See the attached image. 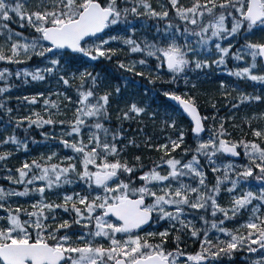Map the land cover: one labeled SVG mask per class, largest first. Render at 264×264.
Wrapping results in <instances>:
<instances>
[{
  "label": "snow or ice",
  "instance_id": "1",
  "mask_svg": "<svg viewBox=\"0 0 264 264\" xmlns=\"http://www.w3.org/2000/svg\"><path fill=\"white\" fill-rule=\"evenodd\" d=\"M123 2H133L136 6L121 7L119 0H36L35 10H29L28 0H0V36L6 37L11 53L6 55L0 46V61L20 64L26 62L18 58L21 52L30 60L33 55L47 57L49 53L65 49L92 60L99 57L111 58V54H115L114 50L105 49L104 45L117 37L104 39L99 36L100 33L118 25L122 19L126 22L129 14L147 15L161 20L169 17L167 7L162 6L163 10L157 11L149 0ZM167 3L180 21L192 27H174L169 23L162 34L167 41L165 46H159L147 38L141 43L132 38L125 39L123 43L130 46L132 53L154 57L159 61L157 68L166 66L169 72L177 75L188 70H202L212 64L226 66L227 60L231 58L237 62H245L246 66L229 71V75L264 83V42L249 39V35L257 29L264 32V0H191L190 6H184L181 0H167ZM139 7L144 11L140 12ZM13 15L19 18L20 27H28L37 35L28 37L11 29L9 22L13 20ZM238 35L243 36L244 43L236 47L231 40ZM93 37L99 39V44L86 46L89 38ZM181 38L182 43L179 42ZM225 40L229 41L227 46L222 44ZM210 42L217 54V58L211 62L200 58L203 53L211 52ZM48 62L51 67L38 68L34 72L25 69L15 75L44 80L43 73L52 74L58 70L60 59L52 58ZM138 62L144 65L147 60L140 59ZM134 64L135 62L133 67ZM120 67L126 66L121 63ZM257 69H260L259 74ZM128 70L133 69L129 67ZM10 75L12 73L7 68L0 69V80H6ZM175 78L174 75L173 80ZM59 79L65 86H70L69 79L64 75H60ZM80 79L75 102L66 93H54L63 96L69 103H75L73 119L55 120L52 118L54 114L44 118L39 112H35V119L28 116L17 122V127L24 120L29 127L59 124L62 126L59 143L76 155L65 157L60 163L26 161L15 170L18 173L16 177L11 174L6 177L12 184L24 185V188L16 191L0 187V211L7 213L6 216H0V221H3L0 225V264H181V257H186L185 264L187 261L210 264L211 260L221 255L231 256L233 252L241 250L259 254L251 264H264V130L253 129L252 134L261 138L260 143L231 141L225 138L230 134L222 122L219 129L206 141L202 140L200 135L205 131L203 120L208 117L199 115L191 97L182 98L180 95L165 93L177 101L194 122L192 132L197 138L196 147L182 149L184 156L192 153L191 159L186 162L172 156L171 153L184 143V134L181 132L176 140L170 139L168 144L157 146V150L162 151L164 156L144 171L143 164L130 166L127 161L120 159L123 149L118 147V143L123 135L119 131L113 132L105 125V121L110 118V93L96 94V78L91 73H81ZM88 80L92 82L91 87L86 86ZM221 87H224L223 83ZM8 90V87H0V94ZM116 91L119 92V88ZM25 99L31 104L37 103L36 97ZM260 99L259 96L244 94L239 97L240 104ZM43 103L45 112H48L49 107L59 110L60 106L56 101L45 98ZM240 104H232L231 107L236 109ZM0 108H4L3 103H0ZM7 111L11 113L10 108ZM142 112L143 108L132 104L123 113V118L129 119L130 114L139 115ZM85 129H88L86 134ZM44 135L48 136L47 133ZM52 138L55 139V136ZM9 143L19 146L21 141L15 135L0 140V144ZM24 147L27 148L26 143ZM240 148L243 149L248 164L238 167L230 162L223 165V177L217 176L215 183L209 187L200 158L204 157L211 166V171L217 173L221 171V166L216 164V158L223 155L239 157L241 152L237 149ZM10 155V152L0 154V161L7 160ZM55 156L56 153H52L46 158L41 157V160L51 161ZM135 159L140 161L139 156ZM73 161L79 162V169ZM165 165L167 171L164 170ZM230 172L234 173L235 179L230 177ZM70 174H75L88 189L99 191L91 196L64 194L61 203L47 201L44 195L46 191L74 183L69 178ZM184 177L195 179L196 185L185 183ZM250 178L262 185L258 191L241 187ZM225 182H230L231 185L225 191L232 194L230 207L227 208L217 200L221 185ZM29 185L33 187L29 188ZM33 194L40 199L31 205V211L6 206L9 197ZM186 208L205 212L210 210L212 217H217L219 213L223 218L209 221L201 216L206 227L198 229L192 220L185 218ZM57 209L74 215L70 220L59 222L55 214ZM242 210L250 212L248 220L241 225V228L247 230L246 235L239 234V229L234 233L223 227L226 220L236 219ZM154 217L157 221H169L171 228L178 233L187 231L193 238H200L202 235L201 251L186 255L179 246L180 235L174 237L175 249L167 250L165 245L171 235L168 229L141 235L140 232ZM209 224L210 227H207ZM73 225L84 230L76 234L75 241L67 231ZM211 230L223 233L229 239L220 240L217 237L214 242L209 236ZM157 236L160 238L159 243H151L150 240ZM96 238L106 240L107 246L96 244ZM213 248L216 250L213 251Z\"/></svg>",
  "mask_w": 264,
  "mask_h": 264
},
{
  "label": "trees",
  "instance_id": "2",
  "mask_svg": "<svg viewBox=\"0 0 264 264\" xmlns=\"http://www.w3.org/2000/svg\"><path fill=\"white\" fill-rule=\"evenodd\" d=\"M166 5L169 10V17L167 19H158L149 16H145L149 20L150 24H154L160 29V32H155L152 26L144 27L145 34L153 41H158V35L163 34V28L167 27L171 23L174 27L179 26L181 28L191 25H185V22L180 21L175 16L167 0ZM152 6H155L156 0H149ZM187 2V3H185ZM121 7H133L136 6L133 2L125 4L123 0H119ZM184 6H190L191 0H181ZM142 7L138 10L142 12ZM134 16L129 14L126 22L122 21L116 25L110 27L106 33L101 35L104 39H109L112 36L117 37L116 40H110V43L104 45L105 49L114 50L115 54H111V58L99 57L96 60L85 57L82 54L73 55L71 53H49L47 57H40L33 55L30 60H25V63L15 64L0 61V69L7 68L12 75L8 76L6 80H0V87H8L9 90L3 94H0V103L4 104V108H0V140L6 139L9 136L15 135L17 140L21 141L20 145L16 144H0V154L10 152L11 155L7 160L0 161V174L4 171L16 172L15 170L22 166L24 162H31L33 160H40L44 163H57L56 160L46 161L41 160V157L46 158V151L58 150L62 151L64 155L74 156L76 155L70 149H66L59 143L60 131L62 126L59 124L55 126L45 125L43 127L28 126V122L24 120L19 127L17 122L22 120L27 115L30 109L34 106L36 110L33 112H39L44 118H48L50 112L41 110L43 101L47 94L51 93V90L58 88L65 91L66 94L72 99L73 102L77 100V88L81 83V73H91L96 78L95 92L97 95H103L110 93L108 113L109 120L105 121L106 127H109L113 132L119 131L123 135V139L119 141L118 147L123 151L120 154L122 161H127L128 164L137 165L143 164L144 171H147L153 166V162H159L160 158L164 156L162 151L157 150V146L165 144L170 139L176 140L181 132L184 134V143L181 148L172 152L171 155L177 159H183L185 162L191 158V154L187 156L183 155V148L189 146L191 137L194 136L192 132V124L175 108L167 99L165 93L178 94L182 98L191 97L194 104L198 106L201 114L204 117H208L205 120L206 133L212 134L219 129L220 124L223 122L224 128L230 135L226 136L231 141H256L261 142V139H255L251 135V130H246V123L244 121L237 120L243 113H251L254 110H261L264 106L263 89L264 84L253 82L247 79H240L228 74L229 71H235L238 68H242L245 62H238L237 65H232L231 58L227 60L226 66H217L212 64L211 67L204 68L202 70H188L183 74H173L169 72L165 66L157 68L159 61L154 57H146L144 53L131 54L129 45L123 43L125 36H132L136 40V33L131 34L129 27H131V21L134 20ZM17 23V24H16ZM26 24V21H25ZM9 27L14 31H18L24 34V36L37 35L32 29L28 27H20V21L18 17L13 15V20L9 22ZM98 39V38H95ZM93 39V40H95ZM249 39L253 42H264V32L259 29L249 35ZM235 46L239 47L244 43L242 35L235 37ZM92 41V40H91ZM182 42V38L180 39ZM227 42V41H225ZM118 46L124 48V52L118 50ZM5 54L8 55L6 49ZM235 51V47L233 48ZM128 57H132L137 62L140 59H146L147 63L144 65L137 63L138 66L133 67L132 71H129V64H127ZM60 59V65L56 72L52 74L43 73L44 80H32L31 76L17 77L16 72H23L27 69L29 72H34L36 69L43 67H51L49 59ZM211 59H208L211 62ZM123 63L126 67L121 68L120 64ZM141 73L142 75H138ZM73 76H70V75ZM60 75H64L69 79L70 86H65L59 79ZM176 76L173 80V76ZM187 81V82H186ZM227 81L228 83L234 82L235 85L244 88L246 92L254 96L261 97L260 100H251L240 104V100L230 93L226 96L220 92L221 83ZM91 80L87 81V87H91ZM119 88V92L116 89ZM40 94H43L42 96ZM249 95V96H250ZM25 97L31 99L37 98V103L31 104ZM136 104L138 107L144 109V112L139 115L130 114L131 118L124 119L123 113L126 112L129 107L122 108V105ZM232 104H240L239 108L233 109ZM215 105V107H213ZM11 109V113L7 110ZM32 113V116H33ZM62 113V112H61ZM235 117L234 122L239 121V127L233 126V121H230V117ZM215 117V119H213ZM55 120H71L73 119V112L66 110L62 114H54L52 116ZM35 119V116H33ZM174 124V126H173ZM66 128V126H65ZM85 129L84 131H86ZM246 130V131H245ZM47 133L46 137L44 134ZM86 134V133H85ZM55 136V139L52 137ZM67 139V138H66ZM86 139V136H85ZM132 141L133 143H129ZM27 144L25 149L24 144ZM139 145V147H137ZM264 146V144H262ZM242 150V148L240 149ZM140 157V161H136V157ZM24 161V162H23ZM77 168L80 165L78 161ZM66 166V165H65ZM136 174H134L135 176ZM211 175V174H210ZM209 175V176H210ZM1 176V175H0ZM212 176V175H211ZM70 179L74 180V183L70 185H63L59 188H54L51 191H46L45 194L51 195L55 200V203H61L63 193L73 194L80 193L82 195H95L99 189H88L84 182L80 181L75 174H70ZM137 180V185H139ZM8 185V182L0 178V186ZM9 186L16 191L23 190L24 185L9 183ZM32 187V185H29ZM8 187V186H7ZM9 188V187H8ZM40 199L36 194L18 197H9L6 201V206L12 208L21 207L30 210L28 201ZM0 214H5L4 211H0ZM58 217V221L70 220L74 214L65 213L61 209H57L55 213ZM208 220L211 218L208 216ZM3 222V221H2ZM166 223V221H164ZM167 228L171 235L168 237V243L165 245L167 250H174L176 243L174 242L173 234L174 229L171 225L167 224L160 226L157 229V233ZM79 226L73 225L68 229L69 234H77L81 231ZM181 241L179 246L185 254H189V250L192 249L191 243L187 242L188 233L186 231L180 232ZM74 236V235H73ZM160 238L157 236L155 239L150 240L151 243H159ZM235 255H225L223 263L221 264H248L245 261L238 260L235 262Z\"/></svg>",
  "mask_w": 264,
  "mask_h": 264
},
{
  "label": "rangeland",
  "instance_id": "3",
  "mask_svg": "<svg viewBox=\"0 0 264 264\" xmlns=\"http://www.w3.org/2000/svg\"><path fill=\"white\" fill-rule=\"evenodd\" d=\"M35 3H36V0H28L29 10H35ZM185 3H187V2H185ZM162 6L167 7L166 1L165 0H156L155 6H153V8H155L157 11H162L163 10V7ZM140 9H142V12L144 11L143 8H140ZM130 26L131 27L128 28L129 29V32L131 34L136 33V37H137L136 38V41L138 43H141L145 38H147L149 41L155 42V41H153L151 38H149L145 34V32H144V30L142 28H143V26L144 27L152 26L153 27V30L155 32L157 31L158 28L153 23L150 24L149 20L146 19L144 15H139V16L136 15V17L134 16V20L131 21V25ZM166 28L167 27H164L163 28V32H164V30ZM16 32H18V31H16ZM128 38H132L133 39L132 36H125L124 40L125 39H128ZM225 41H227V42H225ZM225 41H223L222 44L224 46H227V44L229 43V41L228 40H225ZM231 42L235 45V40H231ZM155 43H158L159 46H165V44L167 43V41L164 39L163 35H160L159 34L158 35V41L155 42ZM93 44H99V39H95V40L89 41L88 42V45H86V46H92ZM0 46H2L3 49H6V51L8 52V55H11L10 51L8 50L9 49V42H6V37L0 36ZM209 47L212 49L211 52L210 53H207V52L203 53V55L200 57L201 59H211V58L216 59L217 58V54L215 52V49H214V46H213L212 42H210ZM117 48H118V50L124 52V48L122 46H118ZM131 54H133V53L131 52ZM18 58L21 59V60H27L26 57L24 56V54L22 52H21V55ZM133 62H135L134 68L136 66H138V64H137L138 62L135 59H133L132 57H128L126 63L130 65L129 67H132L133 68ZM231 63H232V65L235 66V65H237L238 62L231 59ZM244 66H246L245 63L242 65V67H244ZM44 68H46V67H43L41 69H44ZM237 69H239L238 66H237ZM256 72L259 74L260 73V69H257ZM70 76H73V75L71 74ZM222 83L224 84V87H220V92L223 95H226V96L228 95L229 96L230 93H232L236 97V99H239L240 94H244V95H247V96L250 95L249 94L250 92H246V90L244 88H241L240 86L235 85L234 82L228 83L227 81H224ZM262 84H264V83H262ZM263 92H264V89H263ZM54 93H66V92L63 91V90H61L60 89V85H58V88L52 89L51 90V93L50 94H47V96L45 98H49L50 100L56 101L57 104H59V106H60L59 107V110L53 109V108H50L49 107L48 112H50L52 114H62L63 111H66V110H69V111L74 112V109L76 107L75 103H69L67 100L64 99L63 96L54 95ZM263 95H264V93H263ZM250 96H254V95L251 94ZM126 105L127 106L122 105V108L130 107L131 106L130 104H126ZM257 108H261V110H259V111L258 110L255 111L254 110L251 113H243L237 119L239 121H244L246 123V130H251L252 133H253V129L264 130V106L263 107H257ZM42 109L45 110L44 104L41 107V110ZM30 110L31 111H29L27 113V115L24 116V117L32 116V113L36 110V108L33 106ZM133 115L135 116L136 114L133 113ZM234 118L235 117H233V116L230 117V121H233ZM239 121H236V122L233 121L234 122L233 123V126L239 127V123H238ZM61 131H62V129H61ZM61 131H60L59 135H61ZM87 132H88V129L85 131V133H87ZM252 133H251V135L253 136V138H255V139H261V138L255 137ZM208 134L209 135H207V137H205V138H202L200 136V139L206 141L209 138V136L212 135L210 133H208ZM65 138L70 139L69 137H65ZM225 138L227 139V137H225ZM172 140H174V139H172ZM196 142H197V138L195 137V145H194V147H196ZM168 143H169V141H167L165 144H168ZM194 147H192V148H194ZM242 151H243V149H242ZM52 153H56V156L53 157L52 160H56L57 163H60L62 159H64L65 157H67L66 155L63 154L62 151H58V150H48V151H46V156L48 157ZM189 154H192V153L189 152ZM244 159H245V161L241 162V160L240 161H236V160H234L232 158H229L227 155L219 156L218 158H216V164L221 166V171L220 172L213 173L210 170L212 176L211 175L209 176V175H207V173L205 171V168H203V170L206 173V177H207L206 183L209 185V187H211L215 183V180H216V177L217 176H220L221 178L223 177V171H224L223 165H226V164H228L230 162L235 163L238 167L239 166H243L245 164H248V160L246 159L245 156H244ZM200 160H201V162L203 161L207 165V167H209L211 169V166L208 165V163H207V161H206V159L204 157H201ZM164 170L167 171V166L166 165L164 166ZM9 174H11L13 177H16L18 175V173L14 172V171H11V173H9V171H4V172H2V174H0L1 175L0 178L2 177L4 181L8 182V185L7 186L9 188L6 185L0 186V187L4 188L6 190L13 189V188H11L9 186V183H11V182L8 179H6V177ZM229 175H230V177L232 179H235L236 178L235 175H234V173H231L230 172ZM183 180H184L185 183L192 184L193 186L196 185V180L195 179H192L190 177H184ZM37 183L39 184V183H43V182H37ZM230 186H231L230 185V182H225L224 184H222L221 185V193L217 197L218 203L221 206H224L226 208L227 207H230V200H231V195L232 194H229L227 191H225V189L227 187H230ZM261 186L262 185L259 182L255 181V180H253L251 178L249 179L248 182H246V183H244V184L241 185V187L247 188V189H250V190H253V191H258ZM28 187L29 188H32L33 186L32 187L28 186ZM22 188H24V187H22ZM64 194H67V193L61 194L62 197H63ZM44 195H45L47 201H49V202L54 201L55 202V200L52 198L51 195H47V196H46V194H44ZM37 200H39V199L28 201L27 204H29V206H30V210L29 211L32 210L31 205L34 202H36ZM253 203L255 204L256 202L254 201ZM250 207L251 206H249V208ZM193 210H195V209L186 208L185 209V212H186V217L185 218L188 219V220H192L193 223L195 224L196 228H198V229L206 227L204 225L203 221L200 219L201 216H205L207 219H208V216H209L211 218V220H209V221L219 220V219H222L223 218L222 217V214H219V213L217 214V217H212L211 214H210V210L208 212H205L203 210L204 213H196V214L193 213ZM262 210H264V209H262ZM249 215H250V212L249 211L242 210L241 214L236 219L226 220L225 223H224V225H223V227H225L226 229H228L230 231H233L234 233L236 232L237 229H239V234H245L246 235L247 230L241 228V225L244 224L248 220ZM0 216H6V215L5 214H0ZM23 218H26V217H22V219ZM164 221H166V223ZM2 224H3V222L0 221V225H2ZM153 224H154V229L152 231H148V232H156V229H155L156 227H159V226H162V225H164L165 227H167V224L170 225V222L167 221V220L157 221L155 219V221H154ZM207 227H210V224ZM165 229H167V228H165ZM82 231H84V230L79 231V233L82 232ZM79 233H77V234H79ZM140 234L143 235L144 233H140ZM70 235H72V239H73V241H75L76 240V234H70ZM118 236H119V234H118ZM209 236H210V238L214 242L216 241L217 237H219L220 240H228L229 239V237L225 236L223 233L216 232L215 230H211L209 232ZM201 238H203L202 235H201ZM94 242L96 244H104L105 246H107V241L104 240L103 238H96ZM253 247H255V245H253ZM215 250L216 249L213 248V251H215ZM239 252H242L241 253L240 260L245 261L248 264H251V261L252 260H255L258 257V255H259V254L248 253L246 250H241ZM232 254H234V252ZM181 264H185V261L183 259H181ZM186 264H188V263H186ZM212 264H216V263H212Z\"/></svg>",
  "mask_w": 264,
  "mask_h": 264
},
{
  "label": "flooded vegetation",
  "instance_id": "4",
  "mask_svg": "<svg viewBox=\"0 0 264 264\" xmlns=\"http://www.w3.org/2000/svg\"><path fill=\"white\" fill-rule=\"evenodd\" d=\"M207 135H209V134L205 132L203 135H200V136L202 138H205V137H207ZM194 145H195V136H192L188 147H191L192 148V147H194ZM238 151H240L241 154H242V156H243L242 159H241V162L245 161L244 155H243V151L240 150V149H238ZM201 165L203 166V168H205V171H206L207 175H210L211 174V172H210L211 169L209 167H207V165L203 161L201 162ZM193 213L196 214V213H204V212H203V210H197V211L196 210H193ZM153 229L154 228L149 227V229H147L145 232L152 231ZM186 233H188V232L186 231ZM173 234H175V235H180V234L184 235V233H180V232L178 233V232H176L175 229L173 231ZM201 239H202L201 237L200 238H193V237L190 236V233H188V239L186 241L189 242V243H191L192 249L189 250V254L187 253L186 255L196 254V253H198V252L201 251V247H200V240ZM181 240L182 239H180V241ZM241 253L242 252H239V251H235L234 252L235 262H237L238 260H240ZM224 257H225V255H221L219 258L214 259V260H211L210 261V264H212V263L221 264V263H223ZM181 259H183L185 261L186 260V257H181ZM186 263H188V264H195V262H193V261H187ZM203 264H209V262H203Z\"/></svg>",
  "mask_w": 264,
  "mask_h": 264
},
{
  "label": "water",
  "instance_id": "5",
  "mask_svg": "<svg viewBox=\"0 0 264 264\" xmlns=\"http://www.w3.org/2000/svg\"><path fill=\"white\" fill-rule=\"evenodd\" d=\"M107 30L108 29H106L103 33H100L99 34V36H101V35H103L104 33H106L107 32ZM95 38H97V37H93V38H89V41L90 40H92V39H95ZM88 41V42H89ZM53 53H71V54H73V55H78V54H80V53H74V52H72L71 50H69V49H65V50H59L58 52H53ZM165 68H166V66H165ZM167 69V68H166ZM175 95H177V94H175ZM166 99L175 107V108H177L181 113H182V115L192 124V126H194V122L191 120V117L188 115V114H186L183 110H182V108H181V106H179V104H178V102L177 101H174V100H172L169 96H166ZM196 106V108H197V110H198V113H199V115L201 116V117H203V115L201 114V112H200V110H199V108H198V106L197 105H195ZM203 125H204V128H205V120H203ZM205 130H206V128H205ZM205 133V131L203 132V133H201V135H203ZM238 150V149H237ZM228 156V155H227ZM228 157H230V158H232V159H235V160H241V158H242V154L239 156V157H231V156H228ZM153 222V221H152ZM152 222L149 224V225H146L145 227H144V229L141 231V232H143V231H145L146 229H148V227H150L151 226V224H152ZM140 232V233H141Z\"/></svg>",
  "mask_w": 264,
  "mask_h": 264
}]
</instances>
